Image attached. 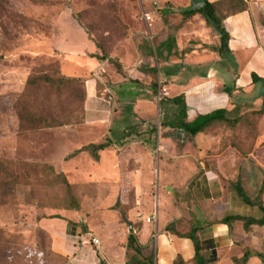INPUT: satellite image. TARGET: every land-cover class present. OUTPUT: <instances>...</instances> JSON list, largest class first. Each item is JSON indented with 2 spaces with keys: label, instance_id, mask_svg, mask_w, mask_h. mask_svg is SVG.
Here are the masks:
<instances>
[{
  "label": "rangeland",
  "instance_id": "1",
  "mask_svg": "<svg viewBox=\"0 0 264 264\" xmlns=\"http://www.w3.org/2000/svg\"><path fill=\"white\" fill-rule=\"evenodd\" d=\"M202 2L0 0V160L7 162L20 179L15 196L3 198L0 194V229L4 232L0 234V264H73L82 235L100 241V246H85L83 256L89 264L94 263V253L100 260L98 264H154V243L139 251L137 232L133 234L136 241L127 250L130 225L137 230L143 223L142 216L134 214L139 204L131 176L142 163L139 159H153L156 168L161 159L172 162L187 154V162H178V169L196 173L207 158L223 154L210 162L236 212L241 217L264 218L260 208L264 205V117L251 116L264 102L256 104L251 94L237 96L231 100L237 105L234 110H226L231 125L222 124L202 136H191L176 128L186 122L182 117L185 105L177 100L185 96L178 95L176 86L191 77L209 78L215 67L225 69L232 64L219 54L218 36L203 17L185 14ZM87 35L107 57L106 68L98 79L99 90L108 87V96L116 97L119 103L116 124L122 134L118 139H107L110 146L105 150L110 154L105 159L116 155L117 168L124 177L111 181L73 182V177H68L71 173L61 166L85 155L81 166L95 171L105 151H100L99 160H95L88 152L73 156L77 150L62 148L70 142L81 148L90 145L91 139H84L90 131L82 102L84 87H42L35 94H27L32 75H64L65 56L55 52L54 46H76L73 55L77 56L90 47ZM77 61L85 63L81 58H72L73 63ZM72 62L64 72L79 74ZM160 70L164 77L176 73L179 78L161 79ZM228 87L218 84L215 91L222 93ZM163 89L167 95L160 102ZM20 99L37 114H51L60 126L22 130L17 108ZM139 99H147L151 105L144 109L147 116L137 121L132 103ZM168 125L175 130L166 132ZM178 135L183 141L193 140V146L185 150ZM198 136L201 138L196 142ZM203 149L206 155L202 156L198 152ZM238 186L250 203L240 196ZM68 227H74L79 237L67 235ZM112 249L119 259L114 263L108 258Z\"/></svg>",
  "mask_w": 264,
  "mask_h": 264
},
{
  "label": "crops",
  "instance_id": "2",
  "mask_svg": "<svg viewBox=\"0 0 264 264\" xmlns=\"http://www.w3.org/2000/svg\"><path fill=\"white\" fill-rule=\"evenodd\" d=\"M245 1L248 4L246 11L229 16L225 20V27L231 36L230 56L228 57L232 61L231 67L225 69L215 67L209 78L191 77L175 88L179 92L178 95L185 96L186 122H193L201 115L221 109L232 111L237 105L231 100L235 101L237 96L245 93L248 97L252 95L250 98H255L256 104L264 102V95L262 96L264 80L257 84L253 82V74L264 79V0ZM72 17L76 21L73 15ZM61 34L60 29L58 35ZM87 39L90 47L77 56L73 55L76 46L66 48L56 45L53 50L65 56L62 64L64 75L86 78L85 115L90 131L85 134L84 139H91L88 144H100L108 138L118 139V136L122 134V129L119 130L116 124L120 118V111H116L119 107L116 97L108 96L111 90L108 87H105L103 92L99 90L100 71L106 68L107 63L91 57L96 53L97 47L88 35ZM75 57L81 58L85 63L78 61L73 63L72 58ZM69 62H72L73 66L81 72L66 74L64 69ZM160 75L161 79L166 81L170 79L175 81L179 78L176 73L165 74L164 77L161 70ZM218 84H227L232 87L231 97L226 92L216 93L215 88ZM150 103L147 99H139L132 103L133 114L137 121L147 116L144 109L146 106L150 108ZM143 121L148 123L145 119ZM167 127L166 132L175 130L169 125ZM176 138L184 144L185 150L194 144L193 140L183 141L184 138L181 135ZM200 138L196 137V142ZM128 139L129 137L126 140ZM170 139L173 140V138ZM62 148L73 152L81 147L75 142H70ZM198 153L202 156L206 155L204 149ZM101 154L102 161L96 164L95 171L81 166L80 160L86 158L85 155L62 162L61 166L65 172L71 173L68 177H73V182H78V180L111 181V179L124 177L117 168V156L111 155L106 161L105 156H109L110 152L105 150ZM222 155L207 158L202 169H197L196 173L178 169V162L181 164L187 162V154L172 162L161 159L156 168L153 159H139L142 163L138 170L132 172L131 176L139 204L134 214L141 215L143 223L137 230L134 229V233L138 234L140 251L150 247L151 242L154 243V264H173L178 257H182L186 263L191 264L195 258L196 251L192 239L166 230L167 226L172 223L176 224V232L183 235L196 230L195 236L200 242L201 255L205 258L206 264H238L248 252L251 256L245 264H264L257 256L258 254L264 255V226L254 225L252 230L247 232L244 229V223L240 220L223 222L227 217L239 215L210 162V159H220ZM178 174H184L187 177H175ZM153 198L156 199V203H153ZM160 200H162L161 209H159ZM147 219H153L154 222L149 223ZM134 233L130 232V234ZM66 234L75 239L79 237V232L74 227H68ZM58 247L63 252L69 253L64 246L58 245ZM128 248L127 246V250ZM79 249L78 255L72 258L71 263L89 264L83 256L87 248L80 244ZM108 258L110 263L119 260L116 259L113 249L108 253ZM93 261V264L100 262L97 253H94Z\"/></svg>",
  "mask_w": 264,
  "mask_h": 264
},
{
  "label": "trees",
  "instance_id": "3",
  "mask_svg": "<svg viewBox=\"0 0 264 264\" xmlns=\"http://www.w3.org/2000/svg\"><path fill=\"white\" fill-rule=\"evenodd\" d=\"M248 9V4L245 0H220L217 2H209L208 0H203L202 4L199 7L190 8L185 11L187 16H195L200 15L203 17L204 21L206 22L207 26L213 29V31L217 34L219 39V54L222 57L228 58L230 56V48L229 42L231 40V36L225 27V20L227 17L236 15L238 13L244 12ZM75 18V17H74ZM76 21L79 23L80 26L82 24L80 21L75 18ZM83 27V26H82ZM89 39L92 40L89 36ZM93 41V40H92ZM97 47V51L95 54H92L91 57L96 58L100 62H104L107 57L104 55L103 48L95 41H93ZM264 79L258 77L256 74H253V82L257 84ZM86 78L80 77H67L65 75L62 76H53L50 74H42V75H32L28 82H27V94H35L37 90H40L42 87L48 88H55L58 87L60 89H66L73 85H81L84 87V95L82 98V102H86ZM226 93L229 94L231 97L232 87H228L225 90ZM264 93H262V96ZM178 101L182 102L185 105L184 109L182 110V117L187 116L186 112V101L184 97L177 98ZM18 117L21 122V128L24 131H33L43 128H52L56 126V120L51 114H37L31 111L28 108L27 102L23 99L19 100L18 102ZM227 111L225 109L214 111L207 115H201L197 117V119L193 122H184L178 125L176 128L180 132H185L190 134L191 136H196L199 134H206L213 131L216 127L225 124L226 126L231 125V121L226 116ZM255 119L263 118L264 117V103L260 110L253 111L251 113ZM234 123V122H233ZM110 146L109 140H105L100 144H90L85 146L79 150H77L73 156L81 152H88L95 160H99V152L107 149ZM0 173L3 174V177L0 178V194L3 198H8L10 196H15L17 186L20 184L19 175L12 171L4 160H0ZM238 191L240 196L247 202L250 203L251 201L248 199L246 194L244 193L243 189L238 186ZM260 208L264 212V205H260ZM240 220L244 223V229L249 232L252 230V226H264V218L261 220L248 218V217H241V216H231L227 217L223 220V222H230ZM175 223H172L167 226L166 230L169 232H175L177 235L182 237H188L192 239L196 255L193 259L191 264H206L205 258L201 255V246L200 242L195 236L196 230H192L189 234L183 235L177 233L175 230ZM4 233L0 229V234ZM12 236V235H11ZM15 237V236H12ZM136 241V237L133 234L129 236V245L128 247L131 248L133 243ZM140 251V249H138ZM251 253L248 252L243 257V261L246 263L250 258ZM262 262L264 263V255L258 254L257 255ZM173 264H188L186 263L182 257H178Z\"/></svg>",
  "mask_w": 264,
  "mask_h": 264
},
{
  "label": "built area",
  "instance_id": "4",
  "mask_svg": "<svg viewBox=\"0 0 264 264\" xmlns=\"http://www.w3.org/2000/svg\"><path fill=\"white\" fill-rule=\"evenodd\" d=\"M167 95V90L166 89H163V93H160L159 95V101L161 102L164 97ZM152 219H148L147 222H151ZM80 239V244L82 247L86 246V245H91V244H94L96 246H100V241L99 239L93 237V236H90L89 238H87L85 235H82L79 237Z\"/></svg>",
  "mask_w": 264,
  "mask_h": 264
},
{
  "label": "water",
  "instance_id": "5",
  "mask_svg": "<svg viewBox=\"0 0 264 264\" xmlns=\"http://www.w3.org/2000/svg\"><path fill=\"white\" fill-rule=\"evenodd\" d=\"M130 232L134 233V229L130 226Z\"/></svg>",
  "mask_w": 264,
  "mask_h": 264
}]
</instances>
